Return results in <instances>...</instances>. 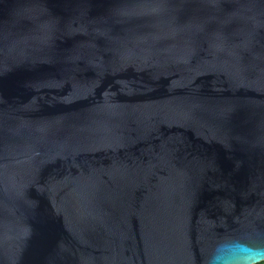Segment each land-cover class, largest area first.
Returning <instances> with one entry per match:
<instances>
[{
	"label": "water",
	"instance_id": "obj_1",
	"mask_svg": "<svg viewBox=\"0 0 264 264\" xmlns=\"http://www.w3.org/2000/svg\"><path fill=\"white\" fill-rule=\"evenodd\" d=\"M264 248V0H0V264H208Z\"/></svg>",
	"mask_w": 264,
	"mask_h": 264
},
{
	"label": "clouds",
	"instance_id": "obj_2",
	"mask_svg": "<svg viewBox=\"0 0 264 264\" xmlns=\"http://www.w3.org/2000/svg\"><path fill=\"white\" fill-rule=\"evenodd\" d=\"M208 264H264V248H252L238 241L222 243Z\"/></svg>",
	"mask_w": 264,
	"mask_h": 264
}]
</instances>
